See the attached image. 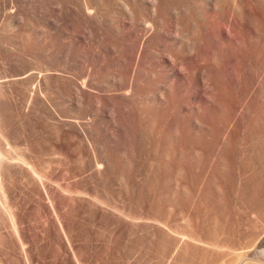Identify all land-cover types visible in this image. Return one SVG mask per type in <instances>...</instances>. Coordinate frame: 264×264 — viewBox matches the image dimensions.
<instances>
[{"label":"bare ground","instance_id":"bare-ground-1","mask_svg":"<svg viewBox=\"0 0 264 264\" xmlns=\"http://www.w3.org/2000/svg\"><path fill=\"white\" fill-rule=\"evenodd\" d=\"M55 1L72 3V0H0V262L41 264L48 257L53 264H92L89 238L93 230L89 226L94 227L96 223L95 230L109 241L114 242L126 234L131 242L130 252H127L130 264H138L136 243L139 219L142 220L139 217L141 199L138 200L137 194L138 163L130 152L129 143L135 136H141L152 146L151 136L144 134L148 131L142 132L139 126L147 118L158 125L157 148L163 157L174 154L173 100L187 89V97L195 108L186 116L188 108L179 106V115L193 123L191 135L195 144H199L204 135L210 136L211 126L202 123L203 115L199 110L203 104L219 112L225 109L222 100L221 104H213L212 97L216 93L220 68L228 63L241 66L244 76L249 78L250 94L258 105L264 103V0H82L78 5L80 18L74 17L71 8L66 14L63 10L65 16L76 23L89 22L101 28L106 21L104 24L111 25L95 33L97 48H84L85 52L81 50L80 54L108 64L115 71V78L120 81L124 78L127 89L126 93L121 90V95L102 92L97 87L99 83L95 86L94 80V84L89 81L96 76H89L88 80L82 76V81H77V75L86 74L77 71L78 58L73 59L68 54L75 41L71 34L61 32L62 11L52 8L50 13H37L40 7ZM26 12L41 20L45 27L41 34L34 32L32 20L25 22ZM119 13L126 22L119 19ZM167 30L174 36L182 34L178 38H185L179 50L172 47L178 64L177 70L174 64L171 66L172 80L178 82L173 86L172 82L170 85L165 81L166 85L162 81L163 65L167 61L163 57L154 60L152 56L156 36L163 37L160 42L164 38L177 40V35L174 38L164 35ZM62 37L66 41L61 40ZM88 37L83 34L74 38L84 45ZM228 69L225 70L228 72ZM87 71L85 73H89ZM169 73L171 75V71ZM110 76L108 81H111ZM195 77L194 84L191 80L188 82V78ZM236 118L234 114V120ZM32 120L41 128L39 140L28 131ZM198 150L194 146L192 156L199 154ZM175 155L180 154L176 151ZM211 167L212 163L207 165L206 171ZM169 173L168 170L167 179L171 177ZM126 179L127 191L122 194ZM109 181L115 195L108 192ZM210 245L212 255H218L223 247L222 241ZM201 264L208 262L203 259ZM217 264H264V234L253 239L248 251L238 252L230 262L222 259Z\"/></svg>","mask_w":264,"mask_h":264},{"label":"rangeland","instance_id":"rangeland-1","mask_svg":"<svg viewBox=\"0 0 264 264\" xmlns=\"http://www.w3.org/2000/svg\"><path fill=\"white\" fill-rule=\"evenodd\" d=\"M81 1L82 0H72L73 4L58 3L56 1L51 2L49 6L40 7L39 8L40 11L38 10L37 13L42 14L41 13L42 11L44 12L49 11L50 13L52 8H58L59 11H62L60 12V14H62L61 15L62 21L60 22V26H61L60 28L62 29L61 32L63 31L68 35L71 34L72 39H74L75 41L73 42V48H71L68 54L71 57H73V59L78 58L77 60H79L80 63H77V68H78L77 71H82L84 74H86V76L77 75L79 77V78L77 77L78 82L82 81L80 79H82L83 77L84 79L87 78L86 80H88L89 76L90 78H92L91 76L94 77L96 76L95 79L92 80L89 79V81L92 82L93 84L94 82H96L95 86L99 83L97 87L102 92L104 93L108 92L107 94H114L116 92L115 94L118 95H121V93H126L125 90L127 89L126 81L123 80L124 78H120L121 81L119 80L118 77L115 78L116 77L114 75L115 71L110 66H108V64L106 63L102 64L101 62H98L95 59H88L85 57L83 58L82 57L83 54L82 55L80 54L82 52H85L86 48H97L98 45L95 44H98V42L95 41L97 39L96 36H94L95 33H98L99 31H101V29L105 27L111 26L109 25L108 22L107 24L109 26H107L106 23L104 24V22H106L104 21L100 28L89 22L76 23V21H74L73 18L70 19V17H66L65 16L66 11H68L71 8V11L74 13V17L76 16L77 18L78 17L80 18L78 5L81 4ZM61 4H63V6ZM64 7L67 8L65 9ZM63 10L65 11L64 12L65 14L63 13ZM74 10L78 12H75ZM25 14H26L25 22H29L32 20L31 22L34 32L37 33L38 31H40L39 33L41 34V30L43 28L45 29L41 20L39 19L36 20L35 18H33L32 13L30 12L28 13L26 12ZM110 16L108 15L107 18L110 19ZM25 18L23 16L22 21L24 24H25L24 22ZM119 19L126 22V19L124 18L123 15H120V13H119ZM35 21L37 22V24ZM169 21L170 20L166 22L169 24L171 22ZM166 22L165 25L168 26ZM67 28L69 30H67ZM170 32L171 31L167 30L164 32V35H169L171 38H174L177 35L175 39H177L176 41L178 44L175 43L176 41L174 42L167 39L165 40V38L162 39L160 42V39L163 37L160 38V36H156V38L158 39L155 40L157 45L158 44L159 45L158 46L156 45L155 48L152 49V52L154 50L152 56L154 60L156 59L160 60V57H163L167 61V63L163 65L164 72H162V74L164 79L162 78V81H164V83L170 82L169 83L170 85L173 83L172 84L173 86L178 84V82L172 80L173 68L176 70L178 69L177 58L175 56L174 50L180 49V47L182 46L181 44H183V42L185 41V38L183 36H181L182 38H178L180 37L179 35H182L180 33L177 34L175 33L176 35L174 36L173 35L174 33L172 32L170 33ZM83 34L85 37L89 36L88 38H90L89 40H86L84 45L79 41L77 42L76 40L77 38H74V37H83ZM63 38L64 37H62L61 40L66 41V39ZM178 39H180L181 41ZM106 40L108 41L109 38H107ZM179 44L180 46H177ZM169 46H171V48ZM172 47L173 49L174 48L175 49L173 50ZM81 50L82 52H80ZM63 52L65 51L63 50ZM165 52L166 55L167 53L169 55L171 53V56L168 55H167L168 57L165 56ZM157 53L159 57H156L158 56L156 55ZM73 54L76 55L73 56ZM97 64L99 66H97ZM168 64H170V66ZM172 64H174V66ZM165 65H168V68L171 71V75H168L170 74L169 73L170 71H168V68L167 66L165 67ZM82 66L84 68H82ZM101 66L102 69H100ZM171 66H173V68ZM84 69L86 71L88 70L87 72L89 73H85L86 71ZM225 69H228V72ZM235 73L237 74V76H235L236 75ZM111 74L114 75L113 76L114 79L112 78V76H110ZM101 75L102 77L103 76L104 77L102 78ZM108 76H110L111 81L115 80L113 81L114 83L108 81L109 80ZM194 79L188 78V82L191 80L190 83L194 84L193 81L194 82L196 81V77ZM218 79L220 82L217 80L216 93L212 97L214 98L212 99L214 100V103L211 99L210 101L213 104H221V100H222L223 101L222 104L225 105V109H221L220 110L221 112H219V109H208L204 104L203 106H201L202 108L200 107L199 110L200 114L203 115L202 123L204 122L206 125L207 124L210 125L212 133L210 136L204 135V137L202 138L199 144H195V141L191 135L193 131L192 127H194L193 123H191L189 118L187 117L181 118L177 110L179 106H181L183 109L184 107L185 109L188 108L187 110H185L186 116H188V113L190 111L194 110L195 105L187 97L188 89L187 92L184 91L183 93H181V95H179L180 97L176 96L173 100L175 115H173L172 128L173 131L174 129H176V131H174L175 138L172 147L173 149L172 152L174 154H172L171 156H167L166 158L163 157L161 150L157 148L158 125L157 123H154L147 118L143 119L140 122L141 124L142 123L143 124L142 125L139 124V126L142 132L143 130L148 131L147 133L144 132V134H148L149 136H151L152 143H150V145L152 146L149 147V144L146 142L145 137H141V136L140 137L135 136L130 141L131 143H129V149L130 148L132 149V150L130 149V152L132 153L133 157L135 156L134 158L135 163H138L136 164L137 175L139 176L138 177L139 182L137 184V194L139 196L138 200L141 199V201L139 202L141 206V208H139L140 210L139 217L142 218V220L139 219L141 227L139 226V232L137 237L138 241L136 243L137 244L136 246H138L137 253L139 255V256L137 255L138 264L140 263L166 264L167 261H173V262L175 261L176 262V263L174 262L175 264H189V263L194 264V262L196 264H201V261L203 259H205L208 262V264H217V262L222 259H224V261L229 260L230 262L237 256L238 252L244 253L248 251L249 248L251 247V244L253 243V239L257 235L264 234V126H263L264 103L262 105H258L254 97L250 94L251 87L249 83V78L244 76L243 69L239 64L228 63L223 65L220 68ZM99 80L101 81L99 82ZM122 81H125L124 84ZM105 82L106 83L108 82L110 84L108 83L106 84ZM102 83L104 86L102 85ZM121 90L122 92L120 93ZM230 95H232L233 97ZM228 104L231 105L232 108L234 109H231L230 106L228 107ZM247 107H249L250 110ZM209 111L212 114L211 117ZM234 114L237 115L236 120H234ZM193 117L194 116L192 114L191 119ZM212 117H214V119ZM222 120L225 122H223ZM21 125L23 128H26V125L24 123H21ZM212 127H214V129ZM215 128L217 129V132ZM228 130H230V134ZM28 131L32 134L30 136L37 140H39L42 137L41 128L39 127V124L36 122V120L31 121V127L28 129ZM150 132H152V134ZM216 136L218 137L216 138ZM188 142L189 144L192 143L190 144L192 145L191 148L189 147L190 145L188 144ZM135 143L137 145H135ZM180 143L182 144V146ZM130 144L134 145V147L130 146ZM21 146L23 147V145ZM194 146L198 148L201 152L198 150L199 154L196 153L195 156H192V149ZM176 151L180 155H175ZM182 155L184 157H182ZM211 163H212L211 169L209 171H206L207 165H210ZM180 167H182V169ZM168 170L170 171L169 176L171 177L167 179ZM126 182L127 179L125 180V188L122 194H124L125 191H127L128 183L126 185ZM108 184H110V181L107 182V186H108L107 188L110 187L108 189V192L111 195H115V190L113 185L111 184L108 185ZM189 216L190 219L187 218ZM145 218L146 219L149 218L152 221L149 219L146 220ZM146 221H148L147 225H146ZM148 223L150 225H148ZM95 226L96 223H94V227L89 226V228L93 230V233L90 234V238H89L91 251H92V264H122V263L130 264V260H129L130 253H127L130 252V248H131V242L129 237L125 234L122 237H120L121 239L117 238L115 239L114 242H112L107 240L105 237H103V235L100 232L96 231L95 229L98 227ZM152 228L154 229L155 232L153 231ZM144 232H146L148 235ZM153 232L154 235L157 233L156 236L152 234ZM197 232L199 236L196 234ZM216 232L218 235L216 234ZM183 233L185 235H189V236L192 235V236L188 238V236L187 237L184 236ZM218 237L221 238L219 239ZM193 238L194 240H191ZM103 240H105V242ZM141 241L145 244L143 245ZM218 241H222L223 247L219 250L220 253L218 255H212L213 253L210 250L211 249L210 244L212 242L214 243ZM150 242L153 244H151ZM185 243L187 246H184ZM206 243L207 244L210 243V244L207 245ZM227 246L228 248H224ZM122 248H124L125 251ZM195 251L197 252V254L195 253ZM127 255L129 256V258L127 257ZM148 255H150V258H148L149 257ZM47 258L48 257H45L41 264H53L50 261V259ZM0 264H7V263H5L2 260Z\"/></svg>","mask_w":264,"mask_h":264}]
</instances>
